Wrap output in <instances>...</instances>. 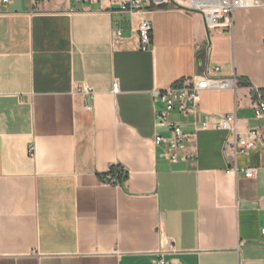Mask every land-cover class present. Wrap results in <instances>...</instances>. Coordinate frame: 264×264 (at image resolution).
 I'll return each instance as SVG.
<instances>
[{"label": "crops", "instance_id": "crops-1", "mask_svg": "<svg viewBox=\"0 0 264 264\" xmlns=\"http://www.w3.org/2000/svg\"><path fill=\"white\" fill-rule=\"evenodd\" d=\"M200 1L130 15L109 0H0V264H264V147L237 156L253 177L230 175L214 126L264 123L251 88L264 96V7L208 29ZM208 65L238 84L172 113L192 157L170 162L155 95ZM110 167L121 185L105 183Z\"/></svg>", "mask_w": 264, "mask_h": 264}, {"label": "built area", "instance_id": "built-area-1", "mask_svg": "<svg viewBox=\"0 0 264 264\" xmlns=\"http://www.w3.org/2000/svg\"><path fill=\"white\" fill-rule=\"evenodd\" d=\"M2 1L8 3L10 0ZM31 1L33 3L38 2V0ZM78 1L98 2L103 0ZM109 1L116 6L119 12L136 15L160 6L170 0ZM251 7H264V0H216L213 5L200 6L199 10L204 14L207 28L215 29L222 26L230 27L232 16L236 10ZM138 31L141 49L147 50L151 43L152 35V24L150 20L145 17L141 18ZM211 50L212 45L209 43L207 45V51L210 52ZM238 80L236 75H221L219 66L208 65L201 73L184 77L173 85L157 91L154 98L155 127L156 129L165 128L170 132L169 136H163L160 132H157L154 137L155 145L162 149L159 155L173 163L192 157V154H183L190 139L184 133L180 122L171 118L172 113L178 112L185 115H194L199 111L200 97L203 91L234 89L238 84ZM251 88L255 90L257 96L254 102L255 117L264 121V96L257 87L251 86ZM80 90L87 94L91 92L86 86H82ZM112 90L114 93L119 91L118 81L113 83ZM159 104H161V107H159ZM211 124L212 122L204 121L202 127L209 129ZM214 126L227 133L223 144L224 157L228 162L226 172L230 175H236L241 171L245 176L253 177L256 174V168L240 167L237 164V156L240 154L248 155L254 149L264 147V123L261 126L242 131L238 126L236 114L228 113L216 117ZM125 173L124 168L119 167L118 169H113V167H110L105 183L121 185L120 176ZM262 234L264 235V230H262ZM169 248L172 250L173 246L170 245ZM161 262L164 263L163 258Z\"/></svg>", "mask_w": 264, "mask_h": 264}, {"label": "bare ground", "instance_id": "bare-ground-1", "mask_svg": "<svg viewBox=\"0 0 264 264\" xmlns=\"http://www.w3.org/2000/svg\"><path fill=\"white\" fill-rule=\"evenodd\" d=\"M216 0H201L199 3H196L198 6L213 5Z\"/></svg>", "mask_w": 264, "mask_h": 264}, {"label": "rangeland", "instance_id": "rangeland-1", "mask_svg": "<svg viewBox=\"0 0 264 264\" xmlns=\"http://www.w3.org/2000/svg\"><path fill=\"white\" fill-rule=\"evenodd\" d=\"M174 3H176V1L170 0V4H174Z\"/></svg>", "mask_w": 264, "mask_h": 264}, {"label": "trees", "instance_id": "trees-1", "mask_svg": "<svg viewBox=\"0 0 264 264\" xmlns=\"http://www.w3.org/2000/svg\"><path fill=\"white\" fill-rule=\"evenodd\" d=\"M113 169H115V168L113 167ZM117 169H118V168H117ZM124 175H126V173H125V174H123V175H121V176H120V179H121V177H122V176H124Z\"/></svg>", "mask_w": 264, "mask_h": 264}]
</instances>
